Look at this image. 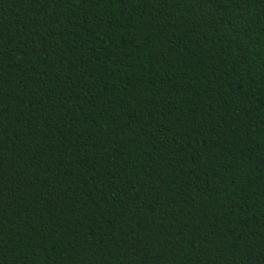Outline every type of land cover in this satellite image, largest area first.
I'll return each instance as SVG.
<instances>
[{
  "label": "trees",
  "instance_id": "trees-1",
  "mask_svg": "<svg viewBox=\"0 0 264 264\" xmlns=\"http://www.w3.org/2000/svg\"><path fill=\"white\" fill-rule=\"evenodd\" d=\"M0 264H264V0H0Z\"/></svg>",
  "mask_w": 264,
  "mask_h": 264
}]
</instances>
